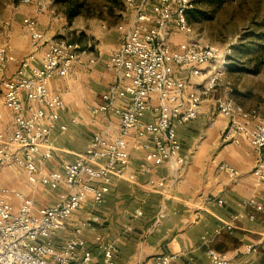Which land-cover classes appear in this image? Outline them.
<instances>
[{
	"label": "built area",
	"instance_id": "1",
	"mask_svg": "<svg viewBox=\"0 0 264 264\" xmlns=\"http://www.w3.org/2000/svg\"><path fill=\"white\" fill-rule=\"evenodd\" d=\"M123 2L127 16L118 25L122 43L107 63L115 80L92 110L93 117H104L106 124L92 135L84 152L62 170L45 171L37 162L38 157L41 162L51 157L52 132L66 109L63 98L49 87L54 79H66L75 65H83L86 52L64 39L48 40L41 65L32 66L35 51L44 40L38 16L47 10L45 3L36 7L35 16L23 20L32 48L27 57L18 60L9 43L0 45V96L12 111L14 123L11 132L1 130L0 112V170L22 169L33 188H65L54 205L43 207L15 188L0 190V264H93V247L102 252L101 264H116L115 243L96 237L90 246L82 237L85 223L75 229V237L62 250L55 247V236L89 198L102 202L110 193L113 178L136 179L129 170L131 143L147 150L140 164L143 172L152 171L156 165H169L178 177L185 166L177 127L203 113V105L217 92L228 62L215 46L184 41L173 47V31L193 32L187 17L197 0ZM9 62L18 63L12 77L5 75ZM89 62L95 63V58ZM199 78H204L201 84L192 82ZM214 103L228 120L223 141L253 147L257 159L252 175L256 187L264 190V103L251 109L230 97H215ZM147 115L152 116L150 121ZM60 129L65 131L67 126ZM219 171L233 181L242 176L226 162L219 165ZM150 185L163 189L165 179L151 180ZM249 205L264 216V206L257 199L251 198ZM226 228L232 229L233 224ZM256 250L245 246L247 253ZM178 257L163 255L156 264H175ZM210 258L214 264H235L232 257L215 250H210Z\"/></svg>",
	"mask_w": 264,
	"mask_h": 264
},
{
	"label": "crops",
	"instance_id": "2",
	"mask_svg": "<svg viewBox=\"0 0 264 264\" xmlns=\"http://www.w3.org/2000/svg\"><path fill=\"white\" fill-rule=\"evenodd\" d=\"M47 10L38 16L44 40L35 51L32 66L41 65L47 48L45 41L60 39L57 37L63 33L58 32L59 26L67 30L66 26L59 24L63 17ZM35 15L36 6L21 17L3 21L9 32L12 54L18 60L27 57L32 50L22 21ZM126 16L122 11L119 19L125 20ZM119 24L120 21L113 34L98 37L87 46L77 43L86 52L84 64L75 65L66 79L51 81L49 88L63 98L66 109L52 132L51 157L45 162L37 158L43 170L59 171L66 163L74 162L89 145L92 135L106 124L104 117L94 118L92 110L100 104L102 95L115 80L107 63L122 43ZM5 43L6 40L0 41V45ZM177 46L173 45L174 48ZM92 58H95L93 64L89 62ZM17 67V62H9L5 75L14 76ZM180 74L182 77L187 75L186 72ZM203 79H193L192 82L201 84ZM215 97L230 96L214 93L204 103L203 113L197 119L177 127L181 155L185 160L178 177L169 165H156L152 171L143 172L140 164L147 150L131 143L129 170L136 179L115 177L110 193L102 202L96 203L89 198L55 236L57 250H62L67 241L75 237V229L85 223L82 237L90 246H93L96 237L115 243L116 264H156L161 256L172 254L179 256L175 264H214L210 250L232 257L235 264H264V216L249 205L250 199L255 198L264 206V190L256 187L252 175L257 155L253 147L246 143L238 145L223 141L222 134L228 120L218 113ZM0 112L3 115L1 130L11 132L14 128L13 113L5 107L2 96ZM151 119V115L146 116L147 121ZM112 120L117 123L116 118ZM61 125H66L67 129L62 131ZM223 162L236 167L242 176L237 181L229 179L219 171ZM1 175L7 176L11 182H15L14 175L24 176L14 186L2 185L0 190L4 187L20 190L36 198L38 207L54 205L65 191L64 187L51 190L39 186L38 191L31 194L26 173L17 167L3 168ZM161 179H165L163 189L150 185L151 180ZM219 200L223 202L219 203ZM14 203L18 204L17 201ZM250 215H255V219L251 220ZM229 224H233L232 229L226 228ZM246 245L257 247V250L247 253ZM93 251V264H101L102 252L96 247Z\"/></svg>",
	"mask_w": 264,
	"mask_h": 264
},
{
	"label": "rangeland",
	"instance_id": "3",
	"mask_svg": "<svg viewBox=\"0 0 264 264\" xmlns=\"http://www.w3.org/2000/svg\"><path fill=\"white\" fill-rule=\"evenodd\" d=\"M42 3L48 6V10H53L55 15L63 17L59 24L66 26L67 30L59 26L61 30L58 29V32L62 31L63 34L57 38L73 45L81 43L87 46L98 37L113 34L117 22H123L119 19L120 13L123 11L127 14L123 0H68L66 3L64 0H30L29 3H23V0H0V41L10 43L9 32L3 21H11L15 16L21 17ZM68 7L79 11L70 21L66 17ZM196 11L197 17L191 24L193 32L186 35L173 31L171 43L177 46L180 42L189 41L198 46L217 47L222 58L228 62L217 95L230 96L246 109L262 105L264 0H197ZM5 29L6 32L3 31ZM255 69L257 72H254ZM23 177L14 175L15 182H11L7 176L1 175L0 187L14 186ZM29 187L31 194L38 191L31 185Z\"/></svg>",
	"mask_w": 264,
	"mask_h": 264
},
{
	"label": "trees",
	"instance_id": "4",
	"mask_svg": "<svg viewBox=\"0 0 264 264\" xmlns=\"http://www.w3.org/2000/svg\"><path fill=\"white\" fill-rule=\"evenodd\" d=\"M64 2L66 3V2H68V0H64ZM195 12H197V11H196V8L193 9V10H192L191 12H189V14H188L187 19H188V22H189L190 24H192V21L194 20V18L197 17V15L195 14ZM78 14H79V11H76V10H74V9L71 8V7H68L67 10H66V15H67L66 17L68 18L69 21L72 20L74 17H76ZM256 52H258V49H256ZM254 72H257V69H255Z\"/></svg>",
	"mask_w": 264,
	"mask_h": 264
}]
</instances>
